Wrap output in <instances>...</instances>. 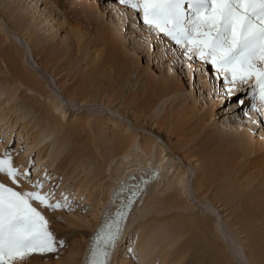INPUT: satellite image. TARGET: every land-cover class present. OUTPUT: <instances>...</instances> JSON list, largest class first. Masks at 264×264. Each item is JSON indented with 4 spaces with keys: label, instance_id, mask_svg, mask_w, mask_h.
<instances>
[{
    "label": "bare ground",
    "instance_id": "bare-ground-1",
    "mask_svg": "<svg viewBox=\"0 0 264 264\" xmlns=\"http://www.w3.org/2000/svg\"><path fill=\"white\" fill-rule=\"evenodd\" d=\"M33 1H35V11L38 8L37 4L39 1L32 0V2ZM89 1L90 0H73L71 2L69 0L68 3L70 4L68 5L70 6L67 8L61 0H42L40 6H53L61 10L64 18L68 22L69 17H79L78 21L84 22L88 27H91L93 31L92 34H88L80 25H71L67 22L66 24L71 38L70 40L68 39L69 41H61L58 50L55 49V46L49 43V41H43L44 38L37 37L36 31L29 25L31 23L33 26L34 22L29 23L30 20L27 19V16H25L26 14H24L22 20L18 17L15 18L22 24L24 23V19L27 21L28 26L25 28V31L15 30L12 31V34L14 35L15 33L16 37L21 36L27 40V46L31 53L33 63L42 74L51 79L61 75L60 78L58 77L59 81L53 84L55 89L60 92V101L66 104L72 103L70 108H75V110H81L83 107L91 106L92 108L101 109L98 111L99 114H104L105 112L110 114V117L108 115L106 117L102 114L99 116L100 118L94 119V123L91 124L90 121H87L90 119H88L89 117H87L86 114L81 113L82 115L79 114V116H77L75 113L76 115L72 116L70 111L62 107V105L57 104V101L53 104L48 103L40 107L44 112L43 115L46 120L51 122L50 124L62 134L61 136L68 139V143L69 139L72 140L71 142L73 144L69 143L68 146L66 145L67 149L71 145H74L75 148V146L85 144V142L80 143L83 129L85 133H90L92 131V133L96 135V133L100 134L102 132L104 126L112 124V130L109 135L111 144L108 154L110 158H117V160L123 159L131 148L134 150L142 149L147 155L151 153L154 148L158 151L156 154L158 157L156 158L155 156V161H160V164L158 163L160 166L156 165L157 167H152V164L149 165L147 163V165L138 166L133 168L129 174L122 177L117 185L112 187L108 186L109 196L104 201L105 203L103 205V210L105 208L104 218H107L113 209L122 212L127 201L125 199H127V196L130 195L131 192H136L138 194L130 205L131 211L128 213L126 220L125 218L122 219L125 223L120 227L119 238L112 249V253L121 245L120 243L130 223H128V221H130L129 217L136 211L149 189V187H147V190L144 189L145 184L143 183L142 185L139 179H143L142 181L151 185L154 183L156 184L155 181L160 179V174L163 170L161 168V163L163 164V162L170 161L169 156H173L181 161L183 166L191 171L192 175L195 173L193 189L195 194L197 193L198 199L203 198V200H208V204L213 211L219 209L217 215L219 214L218 216L220 217L223 216V221L225 220V224H227L225 229L224 226L217 228L218 226H216L215 222L211 227L208 225L210 221L208 222V218L202 213L197 219L195 218V220L189 221L188 223L186 221L183 223L180 221L174 223L177 227L171 231V235L174 238L173 241L177 243V241H179L178 239H181L182 242L183 239L186 240L183 243L179 241L182 243L181 247H184L185 250L183 249L184 252L182 251L183 255L174 260L176 262L175 264H180L181 261L183 263V261L186 260L188 261L185 262L186 264H235L237 263L235 261L236 259L240 264H264V191L260 194L258 193L264 188V163H260V160H264V105L261 104L259 94L256 96L255 101L249 105L248 111L246 110L245 112L247 118L245 125H241V121L240 124H237L236 121L230 123L231 121H229V119H225V124H222L221 131L213 133L211 129L207 130V128L204 127L205 129L200 139L204 140L209 148L201 152L199 151L197 154L195 152L196 155H193V157L190 154L192 151L189 150L192 146H189L187 150L184 149L185 146L187 148L190 142L186 141L182 148L176 142L180 148L176 149V145L172 144L170 139L172 137H177V134L172 131L177 124H179L181 129L185 125L193 127V125L196 126L197 124H201V118L197 117L198 111L194 107L199 98L204 100L203 96L205 94H207L208 97H210L211 94H215L214 98L219 100L218 94L221 92L222 99L223 95H229V98L223 99L224 101L232 100V98L238 97L245 88L251 87L250 85H253L255 81L250 80L248 84L244 85H239L238 83L233 84L230 75L225 77L223 73L219 72L210 63H205L198 58L189 59V57L184 54V49L181 46L177 45L168 37L163 36V34L157 35L155 30L144 23L142 19L143 13L136 12L130 7H114L112 9L115 10L117 22H120V24L109 30L103 24L102 11L98 10L95 5L89 4ZM48 14L52 19V10L48 12ZM137 14H139V20L137 19ZM45 17L40 24L48 23L47 20L49 17ZM36 24L38 23H35V25ZM129 26H131V28ZM124 27H126L127 31H130V38H139L143 40L145 44H151L161 40L163 45L168 48V52L165 53L161 50V55L158 56V58L165 59V62H169L172 65L168 74L170 76H172V74L175 75L176 79L162 80L158 77L154 79L151 74H148L144 70H139L137 68V58L139 55L136 52L137 49L135 50L132 48L131 50L134 49V51L130 53L128 47H126V40L122 39V36L118 34V30ZM4 38L5 37H3V40H5ZM50 38L55 39L56 35ZM3 42L2 40L0 41V47L5 44H3ZM143 43L140 45H143ZM4 46L6 48H3V50L0 49V75L4 80H7L6 82L11 92H16L22 88L24 91H31L39 97L49 96L50 91L44 86L43 82L40 80L41 78L25 68L22 62L23 56L17 50L15 51L16 47L13 45L6 46V44ZM176 65H180L181 67L179 68L184 67L187 74H190L194 69L204 72V81L198 83L202 88V91L199 89L201 97H196V95L194 97V89L190 93H185L186 91L181 88V83L178 80L180 76L184 74V71L181 72V69H178ZM66 68H70L71 72L65 73ZM82 68H84V70H82L83 73H80L79 71H81L80 69ZM135 71H137L139 78V90L136 88V93L131 91L128 92L129 95L126 96L124 95L123 89L126 87L130 75ZM211 72H213V74ZM209 73H211V78ZM72 74L73 78H82L85 83L80 81L78 86H76L74 80L71 78V80L69 81L68 79L67 82L66 78H69V76L71 77ZM68 83L69 85L66 87ZM118 86H120V88L116 89ZM169 97H176L169 105L168 111V115L173 117L172 120L174 119V124H170L166 113H164L163 117H161V119L159 118L160 121L154 123V125L150 123L151 118L147 121V117L142 116V114L139 115L140 112H144L150 104ZM222 99L219 100L220 103L218 104H221ZM246 100L247 99H243V102ZM248 102L249 100H247V103ZM190 103H192V105H190ZM254 104L258 111L253 109ZM176 108H179V111L174 112ZM11 110L12 108L10 111ZM6 112V114H10L8 110ZM97 114L98 113H96V116H98ZM73 117L75 120H73V122L80 124L69 127V131L65 132L63 121L68 122V120ZM10 119L11 118L7 120L5 117H2L1 121H5V125H7ZM159 119L156 118L157 121ZM16 123L17 120L14 124L16 125ZM189 127H187V133L190 130ZM254 133H258V141H254L252 138ZM137 138L140 139V143H136ZM21 140L23 141V138ZM158 142H160V144H158ZM34 143L32 139L33 148H36L37 145ZM62 143L65 144L61 141L56 143L58 144L56 152L60 151L59 148L62 147ZM48 147L49 144L43 145L37 151L38 155L42 151L41 160ZM33 148H31V150H33ZM180 151L183 152L179 153ZM63 153L64 150L62 149L56 157H50L51 162L49 163L52 164L50 166L56 164L57 171L66 167L65 158L68 153L65 154V157H61ZM11 157L13 166L17 169V158L12 155ZM0 158H3L2 155H0ZM96 161H98L96 164L97 168L103 167L101 160L98 159ZM152 168L155 170L153 171ZM255 169H257V171L250 173ZM188 174L189 172L182 173V179H186ZM0 181L13 187L7 176L5 179H0ZM92 181L93 180L89 179L85 182L89 185ZM20 183L18 184L19 186H14L13 188L17 187L15 190L21 192L29 191V189ZM126 184L132 187L126 189ZM78 185L81 184L78 183ZM122 186L123 189L120 191L119 189ZM175 187L176 186L170 188L173 190L176 189ZM86 188H79L78 191L77 189L74 190L75 193L80 195V190L84 192ZM140 188H142V190L138 192ZM175 195L171 194L165 199L168 205L170 204V206H173L171 209L176 208V204L179 203ZM197 203L201 204V201L199 200ZM179 204H177V206ZM102 219H97L93 232L102 222ZM123 222H121V220L119 221L120 224ZM149 222L152 224L151 221ZM157 225L154 230L151 229L152 226H150L147 237L143 236V242L139 244L143 251L147 250V245H153L164 236L163 229L157 228ZM48 226L56 238L57 245L59 243L60 247L56 246V251H54L52 255H48L49 252H32V255L26 254L21 259L13 260L12 264H42V262H45L44 264H81L80 261L84 264L81 257L82 254L84 255V246L86 249L87 240L91 236V233L86 229L92 231V228L82 222L80 225H76L77 229H79L78 233L83 236L82 238L86 243L82 250L80 249L77 250L76 253L73 251L71 254H66V250L68 252L66 243L75 239L72 234L76 232L71 231V234L67 233L64 235L59 232V225H54L49 221ZM160 227H162V225H160ZM217 230L222 232L225 240L230 239L231 252L235 260L233 257L229 256L228 253L224 255L223 252H226L227 246L219 240L216 233ZM57 232L61 234V236L56 237ZM159 233L160 236L158 235ZM231 234L234 235L233 238H237L238 244L234 241L231 242ZM167 238L168 236L164 240L161 239L163 245L167 243ZM145 241L148 242L147 245ZM174 244L173 247L175 248L176 244ZM238 249H241V251L245 253L244 257L242 256L243 254L241 255L243 258L240 257L242 252L239 254ZM170 253L172 252L165 255L161 264L166 263L165 260L172 256H169ZM63 256H65L64 260H62ZM56 258L59 259L60 263L53 262ZM152 263H155L154 260Z\"/></svg>",
    "mask_w": 264,
    "mask_h": 264
},
{
    "label": "rangeland",
    "instance_id": "rangeland-1",
    "mask_svg": "<svg viewBox=\"0 0 264 264\" xmlns=\"http://www.w3.org/2000/svg\"><path fill=\"white\" fill-rule=\"evenodd\" d=\"M38 1V8L34 11L35 1L32 2V0H0V41H4L3 44L5 43L6 46H15V51L17 50L23 56L22 62L24 63L25 68L30 72L36 74L37 77H40V80L43 82L44 86L47 87L48 91H50V95L47 97H39L31 91H24L22 88H20V90L16 92H11V89L8 87V84L6 82L7 80H4V78L0 75V155H2L3 157L5 151L7 150L9 154L17 158V170L20 173L30 172L31 179L29 180L21 176L18 180V184L21 182L20 184L29 189V191H34L36 189H34L32 185L37 179H39L43 183V188L41 189L42 193H50V203L55 204L57 201L64 203V201L67 200L66 207H61L54 210H49L46 207L38 205L36 202H33V206L37 207V210L40 211L41 214L45 216V218H47L48 222L50 221L54 225H59L60 233L64 235L70 233L71 231L77 233L72 234L75 239H72L66 243V249H68V252L66 250V254H71L73 253V251L74 253H76L77 250H82L84 244L86 243L82 238L83 236L78 233L79 229H77L76 225H80L82 222L92 228V231L90 229H86L88 232L92 233L93 228L97 223V219L100 220L103 218L102 215H104L105 211V208L103 210V205L105 203L104 201L109 196L108 186L112 187L114 185H117L118 181H120L122 177L129 174V172H131L133 168L147 164H152V167H155L156 165L158 166L160 164V161H155L158 157L156 155L158 152L156 148H154L153 151L148 155L145 154V152H143L144 150L142 149L134 150L131 148L132 150L130 149L127 154H125L126 156L123 159L117 160V158H110L108 154L110 152L109 147L111 144L109 135L112 130V124H109V126H104L102 128V132L100 134L96 133V135L95 133H92V131L90 133H85V130L83 129V134H81L82 140L80 143L85 142V144H82L81 146H75V148L74 145H71L68 147V149L66 148V145L68 146L69 143H72V140L69 139L68 143V139H65V137L61 136L62 134L50 124L51 122L46 120L43 115L44 112L40 107H43L48 103L53 104L57 101L56 103L62 105V107H64L66 110H69L72 116H75L76 114L77 116H79V114L81 113L86 114L87 117H89L88 119H90L87 121H90L91 124L94 123V119H98V117L103 113L100 112L101 114H99L98 111H100L101 109L92 108L91 106L83 107L81 108V110H75V108H70V105H72V103L66 104L60 101V92L55 89L53 84L59 81L61 75H58L57 78L54 77L53 79H51L48 76L42 74V72H40L37 69L36 65L33 63L31 53L27 46V40H25V38H22L21 36L16 37L15 33L14 35L12 34V31L15 30H20L22 32L25 31V28L28 26L27 21L24 19V23L22 24L19 23V21L15 18L18 17L20 20H22L24 14H26L25 16H27V19L30 20L29 23L34 22L33 26L31 25V23L29 25L36 31L35 33L37 37L42 39L44 38L43 41H49V43H52L55 46V49H59L61 41L70 40L71 34L66 24L68 21L64 18L62 11L56 9L53 6H40L42 0ZM61 1H63L62 3H64L65 7L69 8V0ZM70 1L72 2L73 0ZM89 2V4L95 5L98 10L102 11L103 24L109 30L115 28L116 25L120 24V22H117L115 10L112 9L114 7L127 8L126 5L120 3V0H90ZM51 10L53 20L48 14V12H51ZM138 16L139 14H137V19ZM44 17H49V19L47 20L48 23L40 24V22H43L42 20ZM78 20L79 17H69L68 24H78L82 28H84V30L88 32V34H92L93 31L91 27H88L84 22H79ZM35 23L38 24L35 25ZM129 27L131 28V26ZM118 34L122 36V39L126 40V47H128L130 53L133 52L134 49H137L136 52L139 54L137 58V68L139 70L146 71L148 74H151L154 79H157V77L162 80L176 79L175 75L172 74V76H170L168 74L169 69L172 68V65L169 62H165V59L158 58V56L161 55V50H163V52L165 53L168 52V48L163 45L161 40L151 44H145L143 43V40L139 38H130V31H127L126 27L118 30ZM54 35H56L55 39L50 38L51 36L54 37ZM3 37H5V40H3ZM142 43L143 45H140ZM4 45L1 46L0 49L3 50V48H6ZM132 48L134 49L131 50ZM176 66L178 69H181V72L184 71V74H182L178 80L181 83V88L186 91L185 93H190L194 89V97L195 95L196 97H199L201 95V93H199V89L202 91V88L198 83L204 81V72L202 70L194 69V71H192L190 74H187L186 70H184V67L179 68L181 67L180 65ZM80 70L81 71L79 72L81 73L84 68ZM68 72H71L70 68H66L65 73ZM209 75L211 78V73H209ZM70 78L74 80L76 86H78L80 81H82V83L84 82L82 78H73V74L71 75V77H67L66 81L68 82V79L70 81ZM138 84L139 78L137 71H135L134 73H132V75H130L126 87L123 89L124 95H129L128 92L131 91L136 93L135 90L138 89ZM68 85L69 83L66 84V87ZM118 88H120V86H118L116 89ZM253 91L254 90L252 87H247L245 88V90H243V92L240 93L238 97L226 101H224L223 99H226L227 97L229 98V95H223L222 99L221 92H219V98L222 99L221 104H218L220 103V99L216 100L214 98L215 94H211L210 97L205 94L203 96V99L206 102L202 100V98H199L197 100V104L194 105V107L198 111L197 117L201 118V124H197L196 126L193 125V127L185 125L182 129L180 128L179 124H177V126L172 129V131L177 134V137L170 138L172 144L176 145V149H180L179 146L182 148V146L185 145L186 141L190 142L189 145H187V148L185 146L184 149L187 150L189 146H192V148L189 150L192 151V153L190 154L193 157V155H196L199 151L201 152L202 150L209 148L205 144V141L200 139V136H202L204 132V127H206L207 130L211 129L213 133L221 131L222 124H225V119H229V121H231L230 123H232V121H236L237 124H240L241 121V125H245L247 120L245 112L246 110L248 111L250 107L249 105L255 101L253 99ZM258 94L259 93L257 91V95ZM176 97L163 98L158 102L156 101L155 103L150 104V106H148V108L145 109L144 112H140L139 115L142 114V116L147 117V121H149V118H151L150 123L151 125H154V123H158L160 121L164 113H166V116L168 115L169 105L172 103V101H174V99H176ZM242 98L249 100L250 103H247V100L243 102ZM190 105H192V103H190ZM11 108L12 110L10 111ZM7 110L10 114H6ZM175 111H179V108H176L174 112ZM96 113H98V116H96ZM103 115L106 117L108 115L110 117V114H108L107 112H105ZM2 117H5V119L7 120L11 118L7 125H5V121H1ZM156 118L160 119L157 121ZM172 118L173 117H171V115L167 116L170 124H174V119L172 120ZM16 120L17 123L15 125L14 123L16 122ZM73 120L74 117L68 120V122L63 121V125H65V132L69 131V127L80 124L77 122H73ZM187 127L190 128L188 133L186 132ZM22 138L23 141L21 140ZM252 138L254 139V141H258V133H254ZM32 139L35 142L34 144L37 145L36 148H33ZM139 140L140 139L137 138L136 143H140ZM59 141L65 143H62V147L59 148L60 151H62V149L64 150V153L61 157H65V154H68L65 158L66 167L57 171L56 164L50 166L52 164H50L49 162H51L50 157H56L60 152H56V150L58 149V144L56 143H59ZM176 142L179 146L176 144ZM48 144L49 147L47 151H45L44 157L41 160L42 151L39 155L37 151L39 150V148H41V146ZM158 144H160V142H158ZM31 148H33V150H31ZM182 152L183 151H180L179 153ZM169 158L170 161L163 162V164L161 163V168L163 170L160 174V179H157L155 181L157 185L155 183L153 185L148 183L145 184L144 189L147 190V187H149V189L145 197L142 199L140 205L137 207L136 211H132L133 214L131 212L133 217L132 215H130V221H128V223H130L128 224L126 234L123 236L122 242L120 243L121 245L116 248L114 252L115 254H112L113 256L111 255L110 257L111 264H161V261L165 258V255L169 254V252H172L169 255L172 256L169 259L165 260L166 263L163 264H175L176 262L174 260L183 255L182 253L184 252L185 248L181 246L182 243L186 240L182 238V242L181 239H178L182 243H180L179 241L175 243V241H173L174 238L171 235V231H173L177 227L174 223L179 221L182 223L186 221L188 223L189 221L195 220V218L197 219L201 215V213L208 218V222L210 221V223H208L209 226L212 227V225H214V222L216 223V226H218L217 228L224 226L225 229V226H227V224H225L226 221H223V216L220 217L218 216L219 214L217 215V213H219V209L213 211L208 204V200H203V198L198 199V195L197 193L195 194L193 189L195 173L192 175L191 171L188 168L184 167L181 161L177 160L173 156H169ZM98 159L102 161L103 167L101 168L96 167V164L98 162L96 160ZM260 163H264V160H260ZM257 169L253 170L250 173L257 171ZM152 170L154 171L155 169L152 168ZM181 172H189V174L187 175L188 177L186 179H182ZM5 177V174L0 173V179H5ZM89 179L93 180L92 183L89 184L90 186L85 182ZM78 183H80L81 185H78ZM85 185L87 188L85 187ZM12 186L14 187L19 185L12 184ZM173 186H176L175 188L177 189V191L176 189L172 190L170 188ZM15 188L17 189V187ZM79 188L86 189H84V192L80 190L81 193L79 195L78 193H75V190L77 189L78 191ZM263 191L264 188L258 193L260 194ZM171 194H176L177 196L175 195V197L180 203H177L179 205L177 206L176 204V208L173 209H171L173 206H170V204L168 205V203L165 202L166 197ZM199 200L201 201V204L197 203ZM149 221H151L152 224ZM156 225L157 228L159 227L161 230L163 229L162 231H164V236L157 242L155 241L156 243H154L153 245H147L148 242L146 241L148 240H146L145 244L147 245V250L143 251L140 248L139 244L143 242V236L147 237L150 226H152L151 229L154 230L156 229ZM160 225H162V227H160ZM216 233L219 240L225 246H227L226 252H223L224 255L228 253L229 256L233 257L235 260V257L231 252L230 239L225 240L222 232L218 230ZM58 234L59 233L57 232L56 237L61 236V234ZM158 235L160 236V233ZM167 236L168 241L163 245L162 240L166 239ZM231 236V242L234 241L236 244H238L237 238H233L234 235L232 234ZM174 243L176 244L175 248L173 247ZM56 246H59V243ZM84 249V255L82 254L81 260H83V263L85 264L87 247L85 250ZM238 252L239 254L240 252H242L240 254V257H244L245 253L241 251V249ZM31 253L32 252L28 253V255H30ZM52 253L53 252H49L48 255H52ZM64 259L65 256H63L62 260ZM153 260L155 263H152ZM186 261H183V263L181 261V263L186 264ZM235 261L237 262L235 264H240L237 259ZM53 262L60 263L58 258L54 259ZM44 263L45 262H42V264ZM80 263L82 264V261H80Z\"/></svg>",
    "mask_w": 264,
    "mask_h": 264
},
{
    "label": "snow or ice",
    "instance_id": "snow-or-ice-1",
    "mask_svg": "<svg viewBox=\"0 0 264 264\" xmlns=\"http://www.w3.org/2000/svg\"><path fill=\"white\" fill-rule=\"evenodd\" d=\"M120 3L143 13L146 25L163 34L184 49V54L210 63L232 83H255L264 105V0H120ZM185 5L188 7L185 8ZM256 109V105H253ZM0 173L11 184L18 185L21 176L31 179L30 172L20 173L6 150L0 158ZM34 191H17L0 181V264H12L30 252H54L57 241L47 219L33 202L48 208L67 206L49 202L50 193H42L43 183L37 179ZM63 195V194H62ZM131 203L129 198L127 208ZM106 236L108 247L93 249L88 264H110V248L119 238L120 223L125 213H118ZM63 243V242H60Z\"/></svg>",
    "mask_w": 264,
    "mask_h": 264
},
{
    "label": "water",
    "instance_id": "water-1",
    "mask_svg": "<svg viewBox=\"0 0 264 264\" xmlns=\"http://www.w3.org/2000/svg\"><path fill=\"white\" fill-rule=\"evenodd\" d=\"M139 180H140V182L142 183V185H143V183L146 184L145 181H142L141 179H139ZM138 184H139V183H138ZM135 186H137V185H135ZM138 186H139V185H138ZM130 187H132V186L128 185L127 188H126V187H125V188H126V189H129ZM140 190H142V188H140V189L138 190V192H139ZM137 196H138V194H137L136 192H134V193L131 192L130 195L127 196V199H125V200H127V201H126V204H127V202L129 201V198L131 199V203H130V204H132L133 200L136 199ZM129 206H130V205H129ZM129 206H128L127 208H129ZM127 208L124 207L122 212H124V213L126 214V212H127L126 209H127ZM118 213H120V212L117 211V215H116L117 219H116V220L119 219V217H118ZM121 222H123V220H121ZM121 224H122V223H121Z\"/></svg>",
    "mask_w": 264,
    "mask_h": 264
}]
</instances>
